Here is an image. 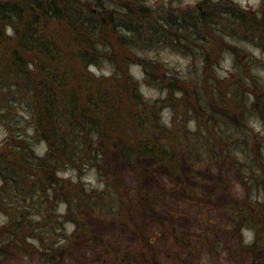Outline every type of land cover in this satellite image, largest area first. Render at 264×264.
Returning a JSON list of instances; mask_svg holds the SVG:
<instances>
[{"label":"trees","instance_id":"trees-1","mask_svg":"<svg viewBox=\"0 0 264 264\" xmlns=\"http://www.w3.org/2000/svg\"><path fill=\"white\" fill-rule=\"evenodd\" d=\"M207 4H210L208 0H202L195 9L179 13L165 11L161 16L153 6L138 0H88L85 3L80 0H0V123L8 132L4 141L7 154L0 159V211H6V219L0 223V264H18L19 260L26 259H35L36 264L119 262L118 245L97 240L94 243L96 251L89 260L90 255L81 249L79 242L80 236L86 242L93 239L89 222L83 216L87 212L84 209L93 210L97 204L111 208L114 200L119 201L117 191L110 193L115 198L113 201H104L97 195L90 198L80 184L57 174L68 168V164L79 176L84 162L90 166L95 163L106 177L108 189L115 191L113 185L121 187L120 179L114 182L101 172L107 137L112 141L111 147L114 143L117 154L132 168L140 157H150L175 170L183 149L180 137L188 138V131L184 127L182 133L172 134L171 129L176 124L178 112L182 113L181 108L188 102L183 100L182 104L178 103L180 106L170 104L175 115L170 118L169 126L162 127L158 124V105L148 106L142 102L128 72L117 70L118 76L96 81L86 69L89 65L96 66L107 53H113L114 46L125 50H131L130 46L143 48L161 38L171 39V45L181 44L183 49L189 43L188 37L179 31L171 32V27H179V30L188 22L197 25L196 28L204 25L213 35V24L228 28L231 37H237L241 30L244 39L264 52V1L261 16L230 3L225 7L227 10L222 9V16L226 17L222 22H213L212 13L205 11ZM142 18L152 20L151 25H155L141 28L148 40L138 37L137 32L141 30H136L135 24L127 25L129 21L132 24ZM7 28H11L12 34L7 33ZM219 37L224 38L223 35ZM107 38H114L115 45L106 41ZM227 46L235 54L236 69L242 63V50ZM74 60L80 66H73ZM143 67L149 73L148 64L144 63ZM213 82L206 80L207 93L212 95L205 111L207 120L198 114L195 116L198 133L205 132V125L209 131L206 136H209L197 137L190 144L196 150L193 163L203 162L201 150L207 152L209 162H215L219 169L225 163L238 170L242 165L255 176L252 178L257 179L256 184L253 183L241 200L230 205L228 202L223 207V210L235 212H230L231 233L249 230L254 234L255 245L264 240V156L258 138L245 127L251 115L264 123V86L261 79L250 72L241 73L231 84ZM186 91L187 88L181 86L180 92L189 97ZM238 92L241 98L237 97ZM146 119L154 123V130L162 132L166 139L142 133ZM13 127L18 128V133L12 132ZM133 130L137 134L131 136ZM72 134L83 136V143L72 146L73 142L68 141ZM36 140L45 143L44 154L34 153ZM133 142L138 146L130 152ZM239 146L244 148L246 155L244 164L232 156V150ZM99 150L101 154L97 153ZM28 184L31 185L26 202H32L33 211L25 214L23 206H15L9 212L6 209L11 204L8 197L19 202ZM137 194L139 199L146 197L142 192ZM130 199L126 196L127 201ZM127 204L125 202V212L132 219L131 208L126 209L131 205ZM60 205L64 206L63 212H58ZM89 212L87 214H93ZM109 214L115 216L114 212ZM116 217L117 221L123 219ZM144 221H139L140 228L136 230L143 241L139 249L134 250L133 257L152 264L154 256L150 245L153 242L142 234ZM67 225L71 226L70 233ZM41 227H48L53 233L51 242L45 243L43 234L38 233ZM169 237L176 244L188 245L175 232L167 233L163 228L154 233L153 239L164 243ZM128 254L131 256V251ZM71 256L72 261L67 262Z\"/></svg>","mask_w":264,"mask_h":264},{"label":"rangeland","instance_id":"rangeland-1","mask_svg":"<svg viewBox=\"0 0 264 264\" xmlns=\"http://www.w3.org/2000/svg\"><path fill=\"white\" fill-rule=\"evenodd\" d=\"M80 1L85 3L88 0ZM138 1L153 6L157 13L164 16L165 11L179 13L192 10V8L195 9L198 2L202 0ZM208 1L210 4H207L206 8L204 7L205 11L212 13L210 16H213V22H222L223 18L226 19L222 16V9L227 10L225 7H229L230 3H234L243 11L252 14L258 13L261 16L260 8L264 0ZM91 8L95 9L94 6ZM151 23H153L152 20L142 18L141 21H132V24L129 21L127 25L135 24L134 28L141 30L137 32L140 35L138 37L142 36L141 39L148 40L142 29ZM196 26L192 25V22H188L179 30V27L176 29L171 27V32L173 30L179 31L181 35L188 37L189 43L183 49H181V44L173 46L171 39L161 38L154 41L152 45L143 46L140 43L139 45L143 48L130 46L131 50H125L114 46L116 49L113 53H107L96 66L89 65L86 69L96 81L99 79L105 81L118 76L117 70L128 72L127 74L136 87L133 88L143 100L142 102L148 106L158 105V124L162 127L169 126L170 118L173 117V114L175 115L174 110L169 107L170 104L180 106L178 105L179 102L181 104L183 100L188 102L181 108L182 113L178 112L176 124L171 129L172 134L182 133L181 128L184 127L188 131V138L180 137L182 139L180 146L183 149L180 151L178 166L175 170L157 163L150 157H140V160L132 168V165H128L117 154L113 148L114 143L111 147L112 141L107 137L100 164L102 165L101 172L107 174V177H110L114 182L120 179L121 187L113 185L115 191L108 189L106 177H103L99 168L94 165L95 163L90 166L88 162H84L85 165L80 166L82 173L79 176L68 164V168L57 174L65 180L80 184L87 191V195H90V198H95L94 196L97 195L103 197L104 201H113L115 199L113 194L116 191L118 193L119 201L115 202L114 200L111 208H108L106 204L100 207L99 204L95 203L97 205L93 206V210L84 209L87 212L83 213V216L86 217V222H89L93 239L86 242L82 241L80 236L79 242L81 249L86 250L90 255L89 260L97 248L94 243L104 239V242L119 246L117 250L121 256L117 258L119 261L117 264H127L130 261L131 264H148L144 260L139 262L133 257L135 255L134 250L139 249L140 241H143V239L138 238L136 230L140 228L139 221L145 220L142 234L153 242L150 245L154 256L152 264H264V240L254 245V234L246 229L232 234L231 220L233 221V219L230 212H235L223 210L228 202L230 205L241 200L244 193L253 186V183L256 184L257 179L253 180L251 171L242 165L238 170L236 166L225 163L224 167L219 169L215 162H209L205 151L200 150V158L203 162L193 163L196 150L192 149L190 145L197 137L207 138L209 136H206L209 131L205 125L203 126L205 132L198 133L195 120L196 114L203 117L205 121L207 120L205 111H207L212 95L207 93L206 80L231 84L238 80L241 73L250 72L256 77L258 76L264 86V52L260 47H256L253 42L244 39L241 30L240 33L236 34L237 37H231L228 28L213 24L212 27L217 38L204 25H200L199 28ZM122 30L126 33L125 29ZM12 32L11 28H7L8 34H12ZM221 35L224 36L223 40L219 37ZM106 41L114 44L115 39L107 38ZM227 45L242 50L240 53L242 63L236 69L235 54ZM144 63L148 64L149 73L143 67ZM74 64L80 66L76 60L72 63L73 66ZM181 86L187 88L186 95L189 97H185L183 92H180ZM237 97L241 98L240 92L237 93ZM168 100L169 102H167ZM193 108L194 110H192ZM22 113L25 112L22 111ZM1 120L5 121L3 117ZM26 127L30 131L27 124ZM154 127L155 124L146 119L145 130L142 133L156 136L158 139H166L167 136L163 135L162 132L155 131ZM245 130L258 138L264 156V123L259 121L255 115H251ZM17 131L18 128L13 127L12 132L16 134ZM136 134L137 131H131V136ZM7 136L6 126L0 123V159L7 154L8 149L4 143ZM72 136H68V141L73 142L72 146L83 143V136L76 137L73 134ZM36 142L37 147L34 153L44 154L45 143L37 140ZM137 146L138 144L133 142V147L129 151L133 152ZM232 151V156L234 155L241 164L246 162L243 147H236ZM97 153L101 154L100 150ZM110 171L111 173H109ZM30 185H27V192L21 196L19 202L8 197V202L11 204L7 205L6 209L9 212L11 209H15V206L17 208L23 206L26 210L23 211L25 214L33 211V208L30 207L33 205L32 202H26ZM111 192L113 194H110ZM140 192L146 194L144 199H139L137 193ZM61 196L63 195L58 197ZM126 196L131 197V199L127 201ZM125 202L126 204L129 202L131 205L126 209L131 208L132 219H129L125 212ZM63 210L64 206L60 205L58 212H63ZM88 210L93 214H87ZM109 212H114L115 216L111 217ZM5 214L6 211H0V223L6 219ZM116 216H120V219L123 218L122 221H117ZM162 228L167 233L175 232L187 241L188 245L176 244L171 237L164 243L157 240L158 238L153 239L154 233L162 230ZM67 229L69 230L68 233L72 230L70 225H67ZM38 233L43 234L45 243L51 242V234L53 233L48 231V227H41ZM130 251L131 256L128 254ZM70 261H72V256L67 262ZM18 264H36V260H19Z\"/></svg>","mask_w":264,"mask_h":264}]
</instances>
